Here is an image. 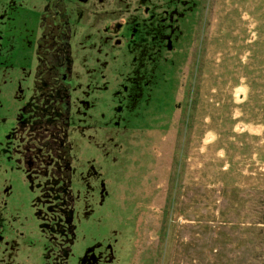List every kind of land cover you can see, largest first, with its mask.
<instances>
[{
    "label": "rangeland",
    "instance_id": "obj_1",
    "mask_svg": "<svg viewBox=\"0 0 264 264\" xmlns=\"http://www.w3.org/2000/svg\"><path fill=\"white\" fill-rule=\"evenodd\" d=\"M53 8L71 225L17 131ZM0 264H264V0H0Z\"/></svg>",
    "mask_w": 264,
    "mask_h": 264
},
{
    "label": "trees",
    "instance_id": "obj_2",
    "mask_svg": "<svg viewBox=\"0 0 264 264\" xmlns=\"http://www.w3.org/2000/svg\"><path fill=\"white\" fill-rule=\"evenodd\" d=\"M49 10L41 21L34 93L19 113L17 131L21 133L23 161L31 180L41 178L37 185L51 209L70 210L66 222L71 225L76 208L69 137L74 57L65 11ZM56 13H62V26L53 18Z\"/></svg>",
    "mask_w": 264,
    "mask_h": 264
}]
</instances>
